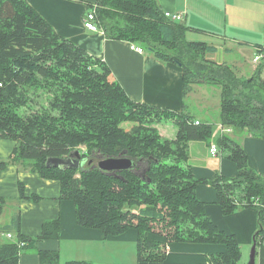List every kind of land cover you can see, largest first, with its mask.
<instances>
[{
	"label": "trees",
	"instance_id": "trees-1",
	"mask_svg": "<svg viewBox=\"0 0 264 264\" xmlns=\"http://www.w3.org/2000/svg\"><path fill=\"white\" fill-rule=\"evenodd\" d=\"M87 9L94 10L95 23L107 39L139 46L157 61L178 65L184 95L192 85L219 89V122L232 135L215 143L228 152L237 176H216L211 185L224 215L256 210L252 245L264 246V177L249 168L233 138L246 132L264 139V50L255 78H246L232 66L205 59L214 47L187 41L189 29L166 18L155 0H96ZM163 114L175 121L174 140H163L151 127ZM194 122L189 115L131 101L104 62L58 36L24 0H0V139L15 143L9 159L0 160V173L7 165L23 164L42 179L57 181L60 198L74 204L76 223L102 231L105 238L134 229L138 263L162 264L170 243L226 248L205 264L240 261L235 237L207 218L204 203L195 196L196 185L205 181L192 175L188 145L208 144L213 125ZM75 150L81 153L80 169L46 167L47 159L66 158ZM99 157L126 158L135 167L133 172L105 174L96 167ZM154 225L160 229L154 231ZM16 229L17 242L28 247L57 240L60 234L57 220L44 223L36 238L24 237L19 222ZM17 242L0 245V264H18ZM38 256L40 264H59L56 251H38Z\"/></svg>",
	"mask_w": 264,
	"mask_h": 264
},
{
	"label": "crops",
	"instance_id": "crops-1",
	"mask_svg": "<svg viewBox=\"0 0 264 264\" xmlns=\"http://www.w3.org/2000/svg\"><path fill=\"white\" fill-rule=\"evenodd\" d=\"M24 1L58 36L104 62L109 67L112 78L131 101L185 114L188 96L192 92L196 95L195 90H199L201 96L197 100L202 102L199 108L209 106L204 94L209 88L205 85H192L191 90L184 95L182 71L178 65L157 61L145 51L139 54L130 49L132 44L128 42L109 40L99 28L95 32L86 29L84 19L89 12L87 5L94 4L96 0ZM155 1L163 12L182 15V24L189 29L186 38L192 35L194 39H198L190 42H201L214 47V53L207 54L205 59L215 64L232 66L238 76L243 77L259 64L261 59L254 62V57H263L264 0ZM204 113L202 110L201 115ZM191 117L195 121L213 125V134L208 144L191 142L188 145V165L192 175L197 180L205 181L196 185L195 196L204 203L207 218L220 231L235 237L242 258L244 249L253 244L257 227L256 210L243 208L230 215L222 213L211 182L216 176L235 178L237 169L234 163L223 156L224 150L215 143L223 136L220 133L221 124L199 116ZM240 144L249 168L257 175H264V139L247 138ZM212 146H216L219 151L214 156L210 154ZM14 147V142L0 139V160H8ZM20 185L26 198H35L20 199ZM54 220L59 222V238L25 246L20 251L18 264H40L38 251L58 252L59 264L69 261L91 264H153L137 262V232L134 229L116 237L105 238L100 230L80 227L76 223L74 204L60 198L57 181L42 179L23 164L7 165L0 173V245L18 241V222L19 231L24 237L36 238L41 234L42 225ZM8 234L10 238L7 237ZM149 238L165 242L164 238L154 235H149ZM255 250L254 264H264V246L259 245ZM225 251L224 246L215 244H167L162 264H205L209 256Z\"/></svg>",
	"mask_w": 264,
	"mask_h": 264
},
{
	"label": "rangeland",
	"instance_id": "rangeland-1",
	"mask_svg": "<svg viewBox=\"0 0 264 264\" xmlns=\"http://www.w3.org/2000/svg\"><path fill=\"white\" fill-rule=\"evenodd\" d=\"M186 40L187 41H193V40L196 41L198 39L197 38L194 39V37L192 35H188ZM248 56H249V54H248ZM251 58H252V56L250 57V60H251ZM226 60H229V58H227ZM254 70L252 72H249L247 74V76H243V77H246V78H248L250 76L252 77L253 73H254ZM253 78H255V76H253ZM205 87L209 88L208 90H206L204 92V94L206 96L205 100H207L206 102L209 103V106L206 105V106H202V108H199V105L202 104V102L199 103L198 102L199 100H197V99H200L201 94L199 93V90H195L197 92L196 95H194V92H192L187 98L186 104H187V108L188 109L186 110L185 114L189 115V116L203 117L205 120H208V121H210L212 123L218 124V123H220L219 122V109H220V94H219L220 92H219V89L217 87H214V86H206L205 85ZM200 89H204V88H200ZM202 110L205 112L204 115H201ZM165 116H167V115L163 114L160 117V119L158 120V122L152 124L151 127L154 128L159 133L160 137L163 140H174L176 138V135H177V128H176L175 123H174L175 121H174L173 118H169V117H165ZM198 122H200V121H198ZM130 126H131L130 124H123L124 128L130 127ZM227 136H230V135L227 134ZM233 137H235V139L239 143H242L247 138L259 139V138L251 137L246 132L235 133L233 135ZM80 151L84 152V148H81ZM222 154H223V156L225 158H227V156H228V152L227 151H222ZM193 160L194 159L192 158V161ZM189 162L187 161V164ZM198 164H200V163H198ZM263 177H264V175H263ZM211 187L214 189V187L212 185H211ZM237 194H238V196L241 197V193L240 192H238ZM256 205H257V203H256ZM159 229H160L159 225H154L153 226V230L154 231H158ZM170 244H173V243H170ZM30 251H33V249H31ZM250 251H251V246L250 247H246L244 249L243 256H242V258H241V260L239 261L238 264H248ZM60 264H64V262H62Z\"/></svg>",
	"mask_w": 264,
	"mask_h": 264
},
{
	"label": "water",
	"instance_id": "water-1",
	"mask_svg": "<svg viewBox=\"0 0 264 264\" xmlns=\"http://www.w3.org/2000/svg\"><path fill=\"white\" fill-rule=\"evenodd\" d=\"M81 153L78 150L71 152L66 158H49L46 161L47 168H56L60 170L65 169H80L81 168ZM96 167L105 174L115 175L117 173H122L125 171L134 170L135 163L126 158H98ZM255 245H252L249 262L248 264H254Z\"/></svg>",
	"mask_w": 264,
	"mask_h": 264
},
{
	"label": "built area",
	"instance_id": "built-area-1",
	"mask_svg": "<svg viewBox=\"0 0 264 264\" xmlns=\"http://www.w3.org/2000/svg\"><path fill=\"white\" fill-rule=\"evenodd\" d=\"M164 16L166 18H168L169 20L171 21H175V22H182V15L180 14H173V13H169V12H164ZM84 27L90 31H98V26L96 25L95 23V16H94V10H89V12L86 14V17L84 19ZM130 49L139 53V54H142L144 52V50L139 47V46H135V45H131L130 46ZM261 59V56L260 55H256L253 59L254 62H257ZM199 122L198 121H195L194 122V125H198ZM220 133L221 135H227V134H231L232 133V130L229 129V128H224L221 126L220 128ZM210 153L211 155H216L218 153V149L216 146H212L210 148ZM8 238H10V234L7 235ZM17 247L20 249L24 248L25 247V243L24 242H17L16 243Z\"/></svg>",
	"mask_w": 264,
	"mask_h": 264
},
{
	"label": "flooded vegetation",
	"instance_id": "flooded-vegetation-1",
	"mask_svg": "<svg viewBox=\"0 0 264 264\" xmlns=\"http://www.w3.org/2000/svg\"><path fill=\"white\" fill-rule=\"evenodd\" d=\"M92 162V161H91Z\"/></svg>",
	"mask_w": 264,
	"mask_h": 264
}]
</instances>
